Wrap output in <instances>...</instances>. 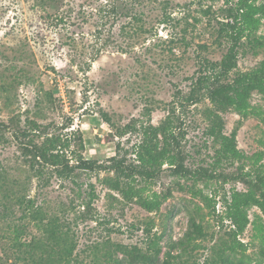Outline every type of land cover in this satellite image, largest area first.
I'll list each match as a JSON object with an SVG mask.
<instances>
[{
	"label": "rangeland",
	"instance_id": "rangeland-1",
	"mask_svg": "<svg viewBox=\"0 0 264 264\" xmlns=\"http://www.w3.org/2000/svg\"><path fill=\"white\" fill-rule=\"evenodd\" d=\"M237 1L60 0L44 9L33 6L35 0H0L1 178L27 182L30 197L70 221L79 217L85 208L83 200L91 197L95 220L79 217L72 225L78 240L72 264H104L103 252L111 248L116 253V244L145 250L148 230L151 235H162L161 245L166 250L170 242L184 235L191 216H203L197 218L203 219L213 239L204 242L207 249L184 257L185 264L199 263L209 253L208 247L230 230L222 197L234 188L246 190L240 181H210L206 186L203 181L171 175L165 164L160 178L136 181L138 187L146 185L145 194L157 192L162 197L160 209L149 211L112 190L103 180L106 171L100 168L76 169L75 181L44 178L46 185L38 186L39 179L28 178L29 163L16 140L18 136L24 142L33 138L40 143L45 136L39 131L44 129L49 135H60L71 164L80 156L107 164L118 143L121 153L133 160L144 126L149 122L158 125L171 103L178 104V96L190 90L204 58L221 60L227 52L231 41L221 33V26L229 20V6ZM260 2L264 0H256ZM113 5L117 16L105 17ZM56 13L66 15L65 23H55ZM257 35L264 39V19ZM241 42L238 67L230 73L231 78L264 58V48L253 47L247 36ZM97 49L102 51L87 71L85 61ZM251 102L264 110V94L254 92ZM146 106L153 108L151 117L144 113ZM207 106L212 104L205 98L182 114L186 130L182 142L191 168L215 160L218 145L206 133ZM103 110L109 113L110 122L101 115ZM222 116L226 134L237 128L240 150L248 155L264 151L263 121L253 116L242 119L233 111ZM238 165V161L233 165L225 161L220 169L232 172ZM250 166L248 163L246 168ZM200 189L213 196L211 206L198 193ZM4 192L0 190V197ZM15 211L19 216L20 210L15 207ZM256 214L261 211L253 206L251 221ZM7 226L8 219L0 221V234H9ZM253 226L251 222L239 238L258 256L260 237ZM116 255L126 264H144L127 261L129 257L120 251ZM21 263L8 238L0 237V264Z\"/></svg>",
	"mask_w": 264,
	"mask_h": 264
},
{
	"label": "trees",
	"instance_id": "trees-1",
	"mask_svg": "<svg viewBox=\"0 0 264 264\" xmlns=\"http://www.w3.org/2000/svg\"><path fill=\"white\" fill-rule=\"evenodd\" d=\"M56 1L60 0H35L33 6L39 5L45 9ZM110 10L105 17H116L117 7L113 5ZM47 16L52 17V14L47 12ZM133 18L140 19L137 16ZM228 19L222 22L221 26V33L231 41L227 52L221 60L204 58L200 62L190 90L178 96V104L171 103L167 116L158 125L149 122L144 126L142 139L134 148L133 160H128L127 154L121 153V146L118 143L115 146L116 153L108 158L107 164H100L95 159L82 156L77 163L71 164L60 135H49L48 131L41 129L39 135L45 137L40 143L35 142L33 138L24 142L17 136L16 141L21 153L27 157L29 163L28 178L35 176L39 179L38 186L42 187L47 183L43 182L44 178L57 176L75 181L76 169H104L107 174L103 180L112 190L121 193L126 200L137 201L149 211L160 209L162 197L157 192L145 194L146 185L138 187L136 181L160 178L165 164H168L171 175L186 180L203 181L206 186L210 181H221L222 184L240 181L246 190L239 191L234 188L230 195L225 192L222 197L224 217L231 221L230 230L208 247L209 253L202 262L194 261V264L264 263V163L261 162L264 151L248 155L240 150L237 143V128L226 134L222 116L224 112L233 111L242 119L253 116L264 122V110L251 102L254 92L264 94V58L250 70L239 72L233 78L230 76L238 67L239 47L244 36H247L253 47L264 48V39L257 35V30L264 19V2L257 4L256 0H238L234 6H229ZM54 20L56 24L65 23L66 15L56 13ZM126 26H123V31ZM98 31L100 33V30ZM101 51L102 49H97L91 58L85 61L87 71ZM205 98L212 104L205 108V117L209 122L206 133L218 147L213 163L191 168L186 164L187 153L182 142L186 136L182 114L188 106ZM152 112V106L145 107L144 113L148 117H151ZM101 115L106 121H111L107 111L103 110ZM26 134L24 131L23 135ZM225 161L231 165L238 161L239 165L234 171L225 172L220 169V164ZM248 163L251 166L246 168ZM1 177L0 174V190L5 192L0 197V221L8 219L7 229L10 232L2 233L0 237L8 238L16 257L23 260L21 264H72L78 247L72 225L77 224L80 218L95 220L91 210V197L83 200L82 205L85 208L79 214L80 218L76 217L74 221H70L65 214L62 216L45 210L34 197H30L27 182H21L17 177L12 179L8 176ZM198 193L205 202H210L211 206L213 196L205 194L201 189ZM253 206H257L261 214H256L255 219L251 221L249 210ZM15 207L20 210L19 216ZM212 207L215 212V205ZM197 217L203 216H191L184 235L170 242L166 250L161 245L162 235L157 233L151 235L148 230L149 245L145 250L116 244L115 251L122 252L125 257H129L127 261L132 263L185 264L186 255L190 256L199 249H207L204 242L209 237L213 239L214 236L204 225L203 219ZM251 222L255 235L260 237L258 256H254L256 254L254 252L250 253L249 244L239 238ZM116 253L107 248L103 252L104 264H126V260L119 258Z\"/></svg>",
	"mask_w": 264,
	"mask_h": 264
}]
</instances>
